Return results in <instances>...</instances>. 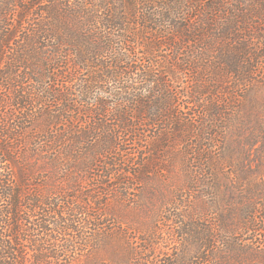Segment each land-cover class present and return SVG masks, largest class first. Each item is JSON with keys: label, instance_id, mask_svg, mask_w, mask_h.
<instances>
[{"label": "trees", "instance_id": "obj_1", "mask_svg": "<svg viewBox=\"0 0 264 264\" xmlns=\"http://www.w3.org/2000/svg\"><path fill=\"white\" fill-rule=\"evenodd\" d=\"M257 23L264 0H0V264H245L263 255L247 249L264 231V181L235 184L230 225L206 218L218 207L206 175L218 191L220 168L244 170V146L237 163L231 148L215 153L224 136L214 100L218 78L249 82L264 59L245 34ZM181 73L192 75L173 93ZM193 138L190 195L175 196L164 231L135 182L166 170L158 160ZM163 231L178 250H157Z\"/></svg>", "mask_w": 264, "mask_h": 264}, {"label": "rangeland", "instance_id": "obj_2", "mask_svg": "<svg viewBox=\"0 0 264 264\" xmlns=\"http://www.w3.org/2000/svg\"><path fill=\"white\" fill-rule=\"evenodd\" d=\"M256 26H258V29L248 31L245 34L255 37L253 39V47L257 48L255 52H261V56H263L264 23H257ZM164 54L165 56L166 54L169 56L171 52L167 50ZM209 64L211 66H219L213 61ZM255 66L256 73L249 81H252L249 85H247L249 83L248 81L242 83L237 82L233 78H226L225 80L223 77L218 78L220 81L217 86H219L218 89H220V92L218 90V94L215 95L214 103L223 113H220V115L215 119L213 118V120L215 122L217 121V124L220 125L218 132H221L220 134H222L221 136H224V138L218 137L217 140L220 142L222 141V145L216 147L215 153L219 155L224 152L225 156H228V149L231 148L234 151V160L237 163V154L240 145H242L246 149L245 154L247 157L246 160L244 158V170L243 167L233 169L227 166L220 168L218 180L221 182V187L218 191L214 188L216 186L214 176L206 175V183L213 188L212 194H210L208 199H210L213 204H218V207L213 210L211 209L206 217L207 220L212 223L218 222L219 219L221 222L224 220L227 226L231 224L233 217L232 213H230V209L233 202L236 204L238 203V201L232 199V194L235 190L234 186L238 181H246L247 183L264 181V167H260L261 161L259 160L260 155L264 156V59H260L258 64L255 63ZM213 70L215 73L219 74L217 68L212 69V71ZM191 75L190 73H181V77L185 83H171L172 92L176 93V89L182 90V88L188 84ZM166 77L169 81H172L168 76ZM206 79L207 77L205 80ZM200 80L202 81V78ZM205 99L208 100V102L211 100L209 96ZM176 102L178 112L181 113L183 110L187 111V104L184 97H178ZM183 105L185 107L182 108ZM199 111L201 110L188 109L187 117H192ZM206 122L212 124V118L207 117ZM150 135L147 137V140L152 139ZM192 142H196V139H189L187 144L185 140L173 146L171 145L165 157L162 158V160H158L161 166H167L166 170L156 167L152 170V173L146 174L141 183L135 182V189H144L145 194L143 198L145 202H152L156 213L160 214V219L162 218L161 228L164 231L168 229V226L163 223V217L167 216V212L172 209L171 207H173L175 196L183 194V197H186L190 195V190L188 188L191 183L185 173L187 170L185 166L187 157L190 159V157H192L190 154H193L189 146ZM128 147L133 146L128 144ZM260 171L262 172L260 173ZM180 190H183V193L179 192ZM231 190L232 193L230 194ZM132 192L139 194L137 190ZM164 231V235H161L159 240L160 243L157 250H178L177 245L173 242H171L170 246H167L170 243L166 241L170 238H168V234ZM251 236L252 235L248 234H240L239 238L245 240L251 238ZM255 236V249L247 250H264V231H258L255 233ZM220 246H222V244H220ZM194 250H197V248H194ZM245 264H264V254L256 257L247 256Z\"/></svg>", "mask_w": 264, "mask_h": 264}]
</instances>
